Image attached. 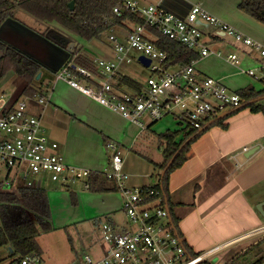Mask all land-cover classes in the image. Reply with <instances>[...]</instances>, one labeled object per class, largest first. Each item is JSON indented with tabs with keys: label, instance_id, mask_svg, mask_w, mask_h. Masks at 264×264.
Segmentation results:
<instances>
[{
	"label": "built area",
	"instance_id": "2783aa9c",
	"mask_svg": "<svg viewBox=\"0 0 264 264\" xmlns=\"http://www.w3.org/2000/svg\"><path fill=\"white\" fill-rule=\"evenodd\" d=\"M163 2L123 0L121 5L114 6L112 12L115 17L121 18L126 13L138 14L144 24L127 22L106 33L112 53L93 56L96 73L81 66H72L69 62L61 66L55 78L65 81L142 130L165 116H171L185 132H198L221 111L241 107V99L217 79L200 76L195 69V61L184 67L164 68L167 54L156 46L155 38L147 27L196 51L199 58L213 53L201 29V26L211 27L215 36L230 38L239 50L245 48L256 52L255 67L243 70L255 78L257 73L264 77V45L210 14L199 4L191 5L185 15L179 16L167 11ZM131 51L150 60L148 68L152 74L138 92L117 86V76L123 74L120 69L133 59L139 62V56L133 58ZM225 58L236 66L241 65V59L235 52ZM71 66L73 70H70ZM49 98V92H36L22 96L9 106L5 96H0L1 191L15 190L20 182L26 188L39 189V175H47L63 186L80 182L83 189L89 190L88 178L92 171L67 164L57 152V142L46 134L41 118L28 112L30 103L44 107ZM105 149L109 156L107 167L102 172L120 196L121 209L130 229L119 230L104 223L100 228L104 245L102 257L93 259L85 254L78 264H200L230 244L189 256L182 239L174 231L161 190L130 186L129 175L123 170L122 149L112 141L105 143ZM247 150V147H242L232 156L237 168L244 163L243 154ZM262 232L264 228L255 231ZM6 264H43V258L38 254H27Z\"/></svg>",
	"mask_w": 264,
	"mask_h": 264
},
{
	"label": "crops",
	"instance_id": "0c3cea01",
	"mask_svg": "<svg viewBox=\"0 0 264 264\" xmlns=\"http://www.w3.org/2000/svg\"><path fill=\"white\" fill-rule=\"evenodd\" d=\"M164 2L167 11L179 16L185 15L191 5L199 4L210 14L264 45V25L238 10L237 5L240 0L216 4L210 0H164ZM18 27L23 31L26 29L25 26ZM201 29L213 53L195 61V69L200 76L217 79L229 90L235 92L246 87L255 91L264 90L263 76L257 73V78H255L243 72L244 69L253 68L256 65L255 51L245 48L239 50L230 38L222 35L215 36L211 27L201 26ZM51 33L54 34L51 40L61 41L59 33L55 34L50 31L48 35ZM6 44L12 46L9 43ZM54 44L49 45L54 51H59ZM12 47L17 49L15 46ZM19 51L32 57L37 56L28 48ZM217 52L220 55H217ZM233 52L237 53L241 59L240 66L226 60L225 57ZM33 58L42 63V69L48 70L44 61ZM56 72H53L54 75ZM54 82L51 90L37 85L34 87L41 93L49 92L48 102H52L57 107L60 105V108L69 115L68 127L64 136L54 132L48 135L44 128L48 137L57 142V152L67 164L92 172H102L107 167L109 156V152L105 149L106 142L116 143L123 152L133 150L132 146L147 130L152 129L150 132L156 136L167 130L178 131L173 126L177 124L173 118V121L159 120L142 130L138 125L70 87L65 81L55 78ZM16 88V94L5 97L9 106L15 103L20 92L21 88L18 86ZM257 101L264 105V96ZM30 105L36 104L30 103ZM46 107L47 104L43 109ZM179 129L182 135L178 134L176 141L189 133L181 127ZM195 134L198 135L189 145L188 158L169 174L168 201L173 205L172 213L178 220L177 227L183 237H181L182 240L185 241L184 244L198 255L226 243L232 245L242 242L258 234L255 233L257 229L264 228V216L255 208L256 204L264 201V113L253 112L249 107H244L242 103L237 109L221 111L217 116L208 120L202 130L193 132V135ZM104 138L107 139L106 142ZM158 141L160 154H155L157 157H147L137 152L149 163V168L133 162L130 165L124 160L123 170L129 174L128 184L130 186L148 188L160 182L163 170L160 171L148 161L162 162V143L159 139ZM242 147H247L248 150L243 154L244 163L237 168L232 156ZM81 185L79 190L70 189L74 193L73 199L66 192L62 194V197L67 210L71 204H76L74 208L78 209L82 203L84 209L87 208L88 217H84L86 211L83 213L73 211L69 215H66V212L62 219L57 220V224L52 223L54 230L63 227L66 229L76 221H87L90 217V219L96 218L95 215L98 214L107 216L122 210L120 196L116 191L92 193L83 189ZM224 248L219 249L215 254ZM82 256H77L78 262ZM41 257L44 264L42 248ZM13 259L8 258L7 248H3V252H0V264H6ZM215 261H213L214 264H216ZM50 264L53 263L50 262Z\"/></svg>",
	"mask_w": 264,
	"mask_h": 264
},
{
	"label": "trees",
	"instance_id": "16d2710c",
	"mask_svg": "<svg viewBox=\"0 0 264 264\" xmlns=\"http://www.w3.org/2000/svg\"><path fill=\"white\" fill-rule=\"evenodd\" d=\"M71 1L0 0V27L5 21L14 19L17 8L38 20L55 21L88 42L99 41L107 32L122 27L127 22L144 24V20L138 14L126 13L121 18L115 17L112 9L114 6L121 5L123 0H74V8L70 10L68 4ZM237 8L264 25V0H240ZM147 30L155 38L154 43L156 46L167 54L164 68L184 67L199 58L196 51L168 39L149 27H147ZM0 53V79L9 71H12L15 74L14 84L21 88L18 97L32 95L36 92L41 93L34 87L36 76L42 70L41 62L7 45L1 39ZM92 58L93 55H88L78 49L70 53L64 64L71 62L72 66H81L96 73ZM72 66L70 70H73ZM117 86L121 89L126 87L138 92L142 89L143 84L133 77L118 74ZM236 93L239 95L241 102L244 103V107H249L253 112L260 111L264 113V105L257 103V100L264 96V90L255 91L250 87H246ZM18 97L16 100H18ZM223 127L225 126L223 125ZM178 134V131L169 130L158 134L157 137L162 143V162L153 163L151 160L148 161L155 168L162 171L175 155L160 182L152 188L161 190L167 201L174 231L181 238L182 235L177 227L178 220L172 213L173 205L168 201V177L173 170L180 167L188 158L189 145L198 134L193 135L191 131L186 133L182 139L176 141L175 138ZM106 140L104 138V142ZM88 183L90 185L89 191L92 193L116 191L112 183L104 177L103 172H92L88 178ZM65 187L70 192L71 199H73L74 193L68 189V186ZM52 229L54 228L51 212L47 193L44 189L26 188L20 182L15 190H0V248H7L8 258L16 260L27 254L41 255V248L36 238L40 232H49ZM263 240L264 238L225 264H238L240 258L258 246ZM182 241L184 244V239ZM184 245L189 256L194 257L197 255L186 244ZM263 261L264 256L252 264H261ZM200 264L214 263L212 260H204Z\"/></svg>",
	"mask_w": 264,
	"mask_h": 264
},
{
	"label": "rangeland",
	"instance_id": "374dc122",
	"mask_svg": "<svg viewBox=\"0 0 264 264\" xmlns=\"http://www.w3.org/2000/svg\"><path fill=\"white\" fill-rule=\"evenodd\" d=\"M210 1L216 4L230 0ZM14 18L15 19H12L13 22L9 21L8 23H5V25L0 29V39L17 47L19 50H24L25 48L30 49L31 52L37 55L33 57L38 58L40 61H44V63L47 64L46 66L55 65L59 59L64 56L63 53H60L57 50L54 51V49L49 45L53 42L51 39L54 36V34L51 33V35H49L51 39L48 38L47 35L50 31H53L55 34L59 33L66 39L73 42L75 46L73 51H77L79 49L81 52L84 51L88 55L96 56L112 53V50L107 44L106 35H103L99 41L94 40L88 42L55 21L47 22L38 20L19 8L16 9ZM18 26H25V31ZM49 54L52 55L47 56ZM131 55L133 58H137L139 53L131 51ZM48 70L43 68L40 71L41 77L35 81V85L39 87L41 86L43 89L45 88L51 90L55 83V75L53 72ZM120 71L127 76L133 77L139 82H145L152 74L150 68L141 65L135 59H133L126 66L122 67ZM13 79V72L6 73L5 77L0 79V95L4 94L6 97L17 93V88ZM60 107V105L57 107L52 102H48L45 109L41 106L30 105L28 107V112L30 115L41 118L42 125L46 129L48 135L50 132H54L55 134L64 136L68 127L69 115ZM162 119L173 121L171 116H165ZM173 126L178 130L179 134L182 135L178 124H174ZM150 131H152V129H150ZM150 131L147 130L141 138L135 142L132 146L133 150L123 151V156L124 158L126 157L124 160H126V162L130 165H132L133 162L139 164V166L141 165L145 168H149V163L142 158L141 155L155 158L157 157L155 154H160L157 136ZM137 152H140L141 155ZM37 179L40 181V187L47 193L52 223L57 224V220L62 219L66 212V215H69V213L73 211L75 213H83L86 211L84 217H88L89 213L87 208L84 209L82 203L78 209L74 208L76 204H71L67 210L62 194L65 192L68 194L70 192L66 190V187L63 186L61 182L52 181L47 175H39ZM80 185V182L69 184L68 189L76 191L81 189ZM95 216L97 217L93 219H90V217L87 221H76L66 229L63 227L58 230L52 229L49 232H40L36 239L43 250L44 264H50V262L53 264H63L65 262L78 264V259L76 258H78L77 256L80 257L83 254L89 255L93 259H99L104 253V246L100 235V228L104 223L112 224L119 230L130 229V226L127 224L126 215L122 210H118L114 214H108L107 216L101 214ZM263 238L264 232L255 234L242 242L228 245L219 253L215 254L210 260H216V264H225L233 257L238 256L241 252L261 241ZM0 252H3V248H0ZM263 256L264 240L258 246L249 251L245 256L240 258L238 264H252ZM261 264H264V261Z\"/></svg>",
	"mask_w": 264,
	"mask_h": 264
},
{
	"label": "water",
	"instance_id": "95a60500",
	"mask_svg": "<svg viewBox=\"0 0 264 264\" xmlns=\"http://www.w3.org/2000/svg\"><path fill=\"white\" fill-rule=\"evenodd\" d=\"M164 4H165V2H163V6H164ZM68 6H69L70 10H73V8H74V0H72L68 4ZM9 21H12V19H9V20L5 21V23H8ZM5 23L0 27V29L5 25ZM47 36H48V38L51 39V37H49V35H47ZM59 37H60L61 41L59 40V41L54 42L52 40L53 41L52 43H55L54 45L56 46V48L60 51V53H63L64 56L62 58H60L59 61L55 65L46 66L51 72H56L65 63V61L69 58L70 53L73 51V48H74V43L73 42H71L70 40L66 39L61 34H59ZM138 61L145 67H148L149 64H150V60L145 58V57H143V56H139L138 57ZM39 78H40V73L37 74L36 80H38ZM174 156H173V158H174ZM173 158L167 163L166 167L163 170V173L161 174V178L163 177V174L167 170L169 165L172 163ZM255 208L262 216H264V201L259 202L258 204H256Z\"/></svg>",
	"mask_w": 264,
	"mask_h": 264
}]
</instances>
